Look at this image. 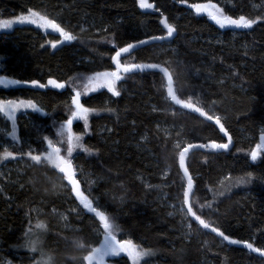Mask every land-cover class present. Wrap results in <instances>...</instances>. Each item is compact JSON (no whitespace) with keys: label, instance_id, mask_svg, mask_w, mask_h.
Segmentation results:
<instances>
[{"label":"trees","instance_id":"16d2710c","mask_svg":"<svg viewBox=\"0 0 264 264\" xmlns=\"http://www.w3.org/2000/svg\"><path fill=\"white\" fill-rule=\"evenodd\" d=\"M149 1L158 15L143 14L138 0H0V20L27 14L31 8L77 37L54 49L51 44L60 36L51 29L26 24L2 33L0 75L21 83H46L49 78L68 83L72 78L74 87L83 91L95 71L115 70L111 57L120 47L165 36L161 21L166 18L176 28L175 38L141 46L123 55L121 63L168 68L181 99L191 98L196 106L221 117L233 146L188 153L186 166L195 181L191 200L197 209L205 205L204 218L230 237L264 248V152L255 162L248 155L264 132V0ZM209 2L226 15H244L258 23L250 29H221L191 7ZM117 90L119 97L107 89L82 95L81 103L95 111L87 129L79 121L73 124V132L83 135L82 143L90 149L74 152L76 177L93 205L115 217L122 229L117 238L152 250L140 264H264V257L229 245L209 230L197 231L195 224L189 230L178 211L180 184L186 185L179 151L188 143L227 142L218 126L170 102L166 78L158 70L126 74ZM74 94L72 87L0 90V99H31L42 112L31 114L32 125L18 118L20 141L8 148L15 159L3 160L0 146V167L5 160L12 166L20 158L27 164L0 175V264L3 257L16 260L15 255L33 264L29 257L40 261L41 251L44 261L51 257L49 264H81L86 252L65 242L68 235L83 237L90 248L103 242L98 219L79 205L70 189L61 187L62 174L50 165L34 166L26 155L28 141L33 153H46L44 136L59 142L61 153L67 155L65 138L55 130L69 117ZM7 127L0 114V143L7 141ZM241 180L245 182L237 184ZM221 182L233 185L222 196L217 195L223 191ZM37 236L38 250L33 252L27 241ZM105 263L131 260L121 254L105 257Z\"/></svg>","mask_w":264,"mask_h":264},{"label":"snow or ice","instance_id":"6c2138e0","mask_svg":"<svg viewBox=\"0 0 264 264\" xmlns=\"http://www.w3.org/2000/svg\"><path fill=\"white\" fill-rule=\"evenodd\" d=\"M139 7L141 9H151L154 5L148 3V0H138ZM192 8L195 9L197 14H207V16L214 21L221 29L226 27H233L236 29H250L254 24L258 23L256 19L246 18L244 15H240L238 18H233L231 15H226L224 11L219 8L214 3L207 4H193ZM31 24L35 25L41 29H51L53 32L59 33L60 39L53 42L51 46L53 48L57 47V44H63L65 42H72L77 39V37L68 30H65L55 19L49 18L48 15L42 14L40 11L28 9L27 14H21L14 19L0 20V28L8 29L13 26V24ZM164 28L166 29V36H151L147 40H138L135 43H127L126 46L120 47L115 51V55L111 57L112 62L115 64V70H105V71H95L93 75L87 78V83L83 85V91L77 90L75 85V80L70 78L69 82L58 81L57 79L49 78L46 83H41L39 80L24 81L23 83L31 88H52V89H65L66 87H72L74 95L71 96V104L69 106L70 115L66 121H64L62 128L66 126V133L60 131L57 133L60 136L66 135V153L67 155L61 154V147L56 146L51 139L47 136L42 137L43 141L47 142V149L45 155L33 154V150L29 149L26 155L28 158L34 162L35 165L46 164L50 165L52 169L58 171L62 174V179L67 181L70 185V191L74 194L76 200L79 201V205L83 206V209L87 210L88 213H94L95 218L99 221V227L102 228L103 232V242L99 247H91L90 250L86 251L81 257V264H105V257H119L124 254L131 260V264H140V261L145 257L153 255L151 249L142 248L137 245L132 239H118L117 233L122 231L121 226L116 221L114 216H110L105 211L99 210V206L93 205V200H91L85 193L81 190L80 181L76 178V168L73 163V154L77 148L84 151H90L84 147L83 135H77L73 132L74 121H83L84 128H88V121L90 114L95 111L92 108L86 107L81 103L82 95H86L89 92H96L99 89H107L112 96L119 97L121 92L117 90V84L119 81L123 80L126 74L135 72H144L145 70H156L158 69L163 73V77L166 78V98L175 105L180 106V108L191 110L198 113L200 117H204L209 122H214L215 125L219 126V132L223 133L227 137V142L218 143L215 140H211L208 143H188L178 154L179 169L183 171V177L186 178V185L181 182L180 188L182 191V201L179 206V213L181 214L182 220L186 223L189 230L193 229V225H197L196 230H209L211 233H215L217 237L226 241L229 245H243L244 248L250 250L253 253H257L260 257H264V248L257 247L253 242L249 240L234 239L227 235L225 231L221 230L220 227L214 226L212 222L206 220L204 217L207 214L205 211V205L201 204L199 209L191 200V194L195 188L194 177L189 174V169L186 166V159L190 149H210L212 152H218L219 150L227 151L233 143L231 135L228 133L225 125L221 122V117L219 115H211L209 112L205 111L203 107H198L196 104L192 103L191 98L185 100L181 99L173 88V76L169 72L168 68L160 67L156 63H121L122 54L131 55L133 50L149 44L152 41H163L168 38L173 37L176 32V28L173 27L167 20H162ZM19 80H9L5 81L0 79V84H19ZM24 109H32L34 111H40L37 105L31 99H0V113L5 114L9 119H11L15 112ZM111 111V109H106ZM258 143L255 144L253 148L249 151L248 155L250 159L255 162L261 157L262 152H264V132L260 134ZM180 145H177L179 148ZM21 157L25 155L23 151L20 153ZM4 159L12 158L15 159L12 151L4 149ZM251 176V173L248 174ZM245 181H237L238 183H243ZM223 191L217 193V195H223L224 191H229L233 185L223 184L221 182ZM78 205V207H79ZM209 209L211 205L207 206ZM75 211V209H73ZM171 214V213H170ZM66 219V218H65ZM37 228H42V224H37ZM31 231V229L29 230ZM27 235V233H26ZM77 247L85 248L83 243L79 241L75 242ZM39 244V236L36 239L29 238L27 241V246L33 251L38 250L37 245ZM44 253L41 251V260L36 261L35 264H49L51 257L48 261L43 260Z\"/></svg>","mask_w":264,"mask_h":264},{"label":"rangeland","instance_id":"374dc122","mask_svg":"<svg viewBox=\"0 0 264 264\" xmlns=\"http://www.w3.org/2000/svg\"><path fill=\"white\" fill-rule=\"evenodd\" d=\"M15 18V17H14ZM14 18H10V19H14ZM1 20H9V19H1ZM27 23H25V24H19V23H15V24H13V26L11 27V28H8V29H2V28H0V35L2 34V33H7V32H10L11 30H13L15 27H17V26H23V25H26ZM66 43V42H65ZM64 44V43H63ZM62 44H57V47L56 48H58L59 46H61ZM56 48H54V49H56ZM0 79H4L5 81H9L10 79H8V78H6V77H3V76H1L0 75ZM86 83H87V81H86ZM22 87H29L28 85H26V84H24V83H19V84H0V90H2V89H8V88H22ZM31 88V87H30ZM50 88V87H49ZM35 89H39V88H35ZM56 90H58V89H56ZM100 90V89H99ZM92 92H89V93H87L86 95H89V94H91ZM86 95H83V96H86ZM3 99H9V98H3ZM19 99V98H18ZM33 113H37V114H40V115H42V112H41V110L40 111H34V110H32V109H30V108H28V109H24V108H21L20 110H18L17 112H15L14 113V115H13V117L11 118V119H9L5 114H3V113H0L1 115H3L4 116V118L7 120V122H8V127L6 128V129H3V131L6 133V131H7V133H6V138H7V141L6 142H2V143H0V146H1V148L4 150L5 148L7 149V150H9L8 148L10 147V144H15V143H18L19 141H20V138H19V129H18V124H17V120H18V118L20 117V116H22L24 119H25V121L28 123V124H34L35 123V121H33L32 120V116H31V114H33ZM93 113V112H92ZM90 114V116L91 115H93V114ZM90 116H89V118H90ZM74 122H77V121H74ZM79 122H81V123H83V121H79ZM74 124V123H73ZM55 131H57V133H59L60 131H64L65 133H66V126L65 127H63L62 128V126H60L59 128H57L56 127V130ZM64 138H65V141H66V135L64 136ZM28 143H30V145L29 144H27L29 147H28V150L29 149H31V150H33V151H35L34 150V148H31V146H32V142L31 141H28ZM56 146H58L59 147V142H53ZM67 145V144H66ZM76 151V150H75ZM34 155H36L35 153H33ZM46 154V153H45ZM45 154H42V156L43 155H45ZM62 155H65L64 153H61ZM67 154V153H66ZM9 159V158H8ZM3 160H4V158H3ZM19 163H21L20 164V166H26L27 164H26V161L25 160H23L22 158H20L18 161H16V162H13L12 164V166H11V164H10V161L8 160V161H4V163H3V166L2 167H0V175L1 176H3L2 174H3V172L4 171H6V170H8V171H12V170H14V169H16L17 167L19 168ZM77 178V177H76ZM8 182H10V181H8ZM61 187L62 188H66V189H70V185H68L67 184V181H65V180H63V179H61ZM1 188V187H0ZM82 190V189H81ZM94 216H95V214L94 213H92ZM61 218H62V216H60ZM63 219V218H62ZM32 235H37V233L34 231V233L32 234ZM100 235H102V233H100ZM70 237V238H69ZM102 239H103V235H102ZM76 241H79L80 243H83L84 245H85V248H79V247H77V245H76ZM65 242H72L71 243V245H73L74 244V246L78 249V250H80V251H83V252H86L87 250H90V247H89V245L86 243V241L84 240V238L83 237H78V236H75V235H68V238H66L65 239ZM29 258H32V259H30V260H32L30 263H33V264H35V262L36 261H38L36 258H33V256H30ZM14 259H16V260H12V262L11 261H9L7 258H5V257H3L2 258V264H24L23 263V257H21V256H19V255H15L14 256ZM143 260V259H142ZM141 260V261H142ZM106 264V263H105ZM144 264V263H143Z\"/></svg>","mask_w":264,"mask_h":264},{"label":"water","instance_id":"95a60500","mask_svg":"<svg viewBox=\"0 0 264 264\" xmlns=\"http://www.w3.org/2000/svg\"><path fill=\"white\" fill-rule=\"evenodd\" d=\"M148 3H150V1L148 0ZM150 4H152V3H150ZM152 5H154V4H152ZM140 10H141V12L143 13V14H152V15H158L160 12L156 9V7H155V5H154V7L153 8H151V9H141L140 8ZM194 12H195V9H194ZM196 13V12H195ZM197 14V13H196ZM197 15H201V14H197ZM166 18H163L162 20H165ZM212 21V20H211ZM213 23H215L214 21H212ZM161 25H162V27L164 28V26H163V24L161 23ZM165 29V28H164ZM166 30V29H165ZM59 34V33H58ZM166 36V35H165ZM175 36H176V32L173 34V37H171V38H168V39H166V40H163V41H160V40H157V41H152V42H150L149 44H152V43H156V42H169V41H171V40H173L174 38H175ZM145 40H147V39H145ZM149 44H146V45H149ZM144 46V45H143ZM123 55H125V54H122V56ZM114 67H115V64H114ZM161 67V66H160ZM163 68V67H162ZM156 70H158V69H156ZM145 71H147V70H145ZM159 71V70H158ZM163 74V73H162ZM173 88H174V86H173ZM188 110V109H187ZM204 118V117H203ZM211 123H214V122H211ZM217 126V125H216ZM218 128H219V126H218ZM227 138V137H226ZM233 146V143H232V145L230 146V148ZM192 150H195V149H190L189 150V152L190 151H192ZM192 195V194H191ZM191 198V197H190ZM226 242V241H225ZM240 246H243V245H240Z\"/></svg>","mask_w":264,"mask_h":264}]
</instances>
